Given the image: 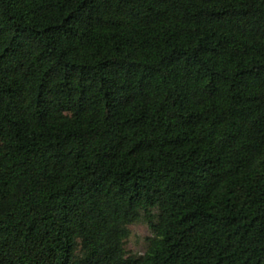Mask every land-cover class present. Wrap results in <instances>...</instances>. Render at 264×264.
Returning a JSON list of instances; mask_svg holds the SVG:
<instances>
[{"label":"trees","instance_id":"1","mask_svg":"<svg viewBox=\"0 0 264 264\" xmlns=\"http://www.w3.org/2000/svg\"><path fill=\"white\" fill-rule=\"evenodd\" d=\"M0 264H264V0H0Z\"/></svg>","mask_w":264,"mask_h":264},{"label":"rangeland","instance_id":"2","mask_svg":"<svg viewBox=\"0 0 264 264\" xmlns=\"http://www.w3.org/2000/svg\"><path fill=\"white\" fill-rule=\"evenodd\" d=\"M130 235L126 241L127 251L133 254H143L146 249V238L151 231L145 221L141 220L129 226Z\"/></svg>","mask_w":264,"mask_h":264}]
</instances>
